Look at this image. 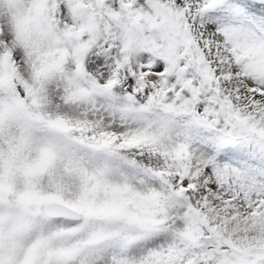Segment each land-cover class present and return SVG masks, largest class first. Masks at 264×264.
<instances>
[{"label": "snow or ice", "instance_id": "6c2138e0", "mask_svg": "<svg viewBox=\"0 0 264 264\" xmlns=\"http://www.w3.org/2000/svg\"><path fill=\"white\" fill-rule=\"evenodd\" d=\"M0 264H264V0H0Z\"/></svg>", "mask_w": 264, "mask_h": 264}]
</instances>
